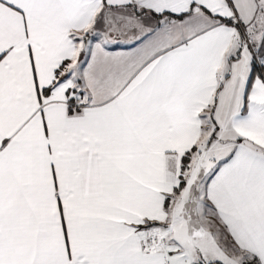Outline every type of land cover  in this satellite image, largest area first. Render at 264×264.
Wrapping results in <instances>:
<instances>
[{"label":"snow or ice","instance_id":"1","mask_svg":"<svg viewBox=\"0 0 264 264\" xmlns=\"http://www.w3.org/2000/svg\"><path fill=\"white\" fill-rule=\"evenodd\" d=\"M0 264H264V0H0Z\"/></svg>","mask_w":264,"mask_h":264}]
</instances>
